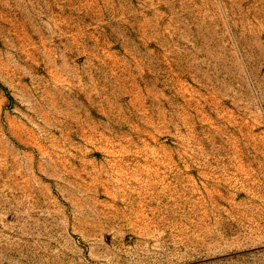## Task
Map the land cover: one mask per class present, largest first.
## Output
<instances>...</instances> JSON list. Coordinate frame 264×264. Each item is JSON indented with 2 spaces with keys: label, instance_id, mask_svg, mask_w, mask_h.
<instances>
[{
  "label": "rangeland",
  "instance_id": "374dc122",
  "mask_svg": "<svg viewBox=\"0 0 264 264\" xmlns=\"http://www.w3.org/2000/svg\"><path fill=\"white\" fill-rule=\"evenodd\" d=\"M0 264H264V0H0Z\"/></svg>",
  "mask_w": 264,
  "mask_h": 264
}]
</instances>
